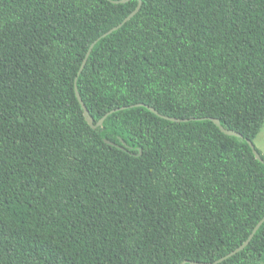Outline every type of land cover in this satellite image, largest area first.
<instances>
[{
	"label": "trees",
	"instance_id": "trees-1",
	"mask_svg": "<svg viewBox=\"0 0 264 264\" xmlns=\"http://www.w3.org/2000/svg\"><path fill=\"white\" fill-rule=\"evenodd\" d=\"M263 123L264 0H0V264H264Z\"/></svg>",
	"mask_w": 264,
	"mask_h": 264
},
{
	"label": "water",
	"instance_id": "water-1",
	"mask_svg": "<svg viewBox=\"0 0 264 264\" xmlns=\"http://www.w3.org/2000/svg\"><path fill=\"white\" fill-rule=\"evenodd\" d=\"M126 0H113V2H115V3H118V2H125ZM140 7H141V3H139V5L123 20V22L122 23H120L119 25H117V26H115V27H113L112 29H110L109 31H107L105 34H104V36H106V35H108L109 33H111V32H113L114 30H116V29H118L119 27H121L126 21H128L132 16H134L138 11H139V9H140ZM94 44H95V42L90 46V49H89V51L87 52V54H86V57H85V59L83 60V63H82V65H81V68H80V71L81 70H83V68H84V66H85V64H86V61H87V58H88V56H89V54H90V52H91V50H92V48H93V46H94ZM75 90H76V95H77V97H78V99H79V101H80V103H81V105H82V107H83V109H84V115L86 116V119L88 120V122H89V124H91L93 127H96L97 125H102L103 124V121H104V119L106 118V116L108 115V114H110V113H112V112H115L116 110H118V109H122L123 107H121V108H118V109H112V110H110L98 123H97V125H94L93 124V119H92V117H90V115H89V112H88V110H87V108H86V106H85V104H84V102H83V100H82V98H81V96H80V93H79V91H78V87H77V84L75 85ZM144 105V104H143ZM151 111H153V112H155V113H157V114H159L158 113V111L155 109V108H153V107H151V106H149V105H146ZM163 117H165V118H167V119H171V120H179V119H176V118H173V117H167V116H164V115H162ZM182 120H188V119H182ZM211 120H213L219 127H220V129L222 130V131H224L225 133H227V134H233V135H237V136H241V134L240 133H238V132H236V131H234V130H229V129H225L222 125H221V123H220V121H218L217 119H215V118H211ZM106 142L107 143H110V144H114L113 142H111V141H109V140H106ZM248 142H249V144L251 145V147H252V149H253V152L255 153V155H256V157L257 158H259L260 160H263L262 158H261V155L258 153V151H257V149H256V146L254 145V143L252 142V141H250V140H248ZM264 222V217L258 222V224L255 226V228L253 229V231H252V233L250 234V236H249V238L242 244V245H240L239 247H237L235 250H233L232 252H230L229 254H227L226 256H224L223 258H221L220 260H218V261H216L215 263H217V262H219V261H222V260H224V259H226V258H228V257H231L232 255H234V254H236L237 252H239L240 250H242L243 248H245V246L249 243V241L251 240V238L253 237V235L255 234V232L257 231V229L262 225V223ZM185 262H187V261H184V262H182L181 264H184ZM193 264H211V263H206V262H196V261H194V262H192Z\"/></svg>",
	"mask_w": 264,
	"mask_h": 264
},
{
	"label": "rangeland",
	"instance_id": "rangeland-1",
	"mask_svg": "<svg viewBox=\"0 0 264 264\" xmlns=\"http://www.w3.org/2000/svg\"><path fill=\"white\" fill-rule=\"evenodd\" d=\"M254 143H255V146L257 147V149H259L264 156V123H263L257 137L255 138Z\"/></svg>",
	"mask_w": 264,
	"mask_h": 264
}]
</instances>
